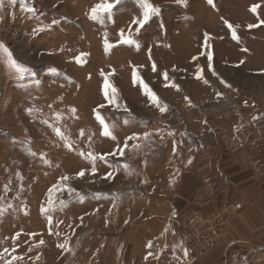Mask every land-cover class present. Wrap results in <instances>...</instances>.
I'll use <instances>...</instances> for the list:
<instances>
[{"label":"rangeland","instance_id":"rangeland-1","mask_svg":"<svg viewBox=\"0 0 264 264\" xmlns=\"http://www.w3.org/2000/svg\"><path fill=\"white\" fill-rule=\"evenodd\" d=\"M212 169L248 182L251 221L214 198L167 220ZM259 184L264 0H0V264H117L157 220H213L202 254L264 264Z\"/></svg>","mask_w":264,"mask_h":264},{"label":"crops","instance_id":"crops-1","mask_svg":"<svg viewBox=\"0 0 264 264\" xmlns=\"http://www.w3.org/2000/svg\"><path fill=\"white\" fill-rule=\"evenodd\" d=\"M222 171V169H212L207 174L201 173V175H196V177H190L185 183H183L184 177H181L179 181H181L180 187L182 189L179 187L180 192L177 190V193H174L173 200L168 205L170 209L165 214L167 220L172 215H180L184 219L192 218L197 214L198 216H205L210 210L208 208L210 206L206 205L211 198H214L218 201V205H224L227 200L231 199L243 200L246 212L245 217L248 215V219L251 221L248 182L246 183L247 185H243L240 182V189L238 190V187H236L237 181L232 176L229 177L225 170ZM223 185H226L227 188L232 186L233 189L231 188L232 190L222 194L221 186ZM257 186L260 187V192L264 196V185L259 184ZM169 187L167 188L168 192L169 190L174 191L177 186L174 188L173 186ZM179 200H181L180 205ZM221 201L222 203L219 204ZM157 217L164 219V216ZM157 217L152 215L148 218ZM165 223H163V220H157L155 225L145 226L144 232L149 235L141 237L142 239L131 235V237H126L117 242V244L122 246V252L119 255L120 258L122 257V261L118 257V262L121 263L117 262V264H220L219 262L222 258H220L219 251H224L225 245L230 239H222L218 243L219 245L212 250L214 252L208 255L196 254L192 248L182 243L179 228L174 226V224ZM136 231H139V229L134 230L133 233ZM246 235L245 228L244 237Z\"/></svg>","mask_w":264,"mask_h":264},{"label":"built area","instance_id":"built-area-1","mask_svg":"<svg viewBox=\"0 0 264 264\" xmlns=\"http://www.w3.org/2000/svg\"><path fill=\"white\" fill-rule=\"evenodd\" d=\"M241 204L239 202H234L230 204L227 209L231 212L239 209ZM179 227L181 228V233L184 241L193 247V249L198 253L202 254L207 250L213 248L216 241L220 236H222V227L216 228L213 224V220L210 221H200L195 223L182 222L177 220ZM223 224V221H222Z\"/></svg>","mask_w":264,"mask_h":264}]
</instances>
